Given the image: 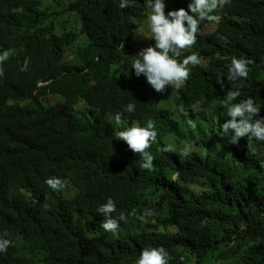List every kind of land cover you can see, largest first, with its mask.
<instances>
[{
	"label": "trees",
	"instance_id": "1",
	"mask_svg": "<svg viewBox=\"0 0 264 264\" xmlns=\"http://www.w3.org/2000/svg\"><path fill=\"white\" fill-rule=\"evenodd\" d=\"M189 2L169 0L165 12ZM118 4L0 0V51L11 61L0 79V237L11 241L0 264H135L149 246L165 247L169 264H264V142L233 145L220 130L237 87L233 103L251 97L260 107L252 119L264 118V0H231L215 13L218 25L202 21L181 55L197 52L202 63L190 66L183 88L164 93L130 66L145 0ZM232 57L253 61L247 79H227ZM129 103L135 112L117 126L114 115ZM148 120L157 132L152 171L114 137ZM166 144L175 151H158ZM49 177L66 186L52 190ZM109 198L112 217L127 218L116 233L97 211ZM147 209L155 215L138 219Z\"/></svg>",
	"mask_w": 264,
	"mask_h": 264
},
{
	"label": "clouds",
	"instance_id": "2",
	"mask_svg": "<svg viewBox=\"0 0 264 264\" xmlns=\"http://www.w3.org/2000/svg\"><path fill=\"white\" fill-rule=\"evenodd\" d=\"M133 3L134 0H119L118 7L124 9L130 7ZM230 3L231 0H190L187 8L180 7L166 13L164 0H145V7L149 9L146 23L150 38L155 41V44L139 51L135 49L137 53L130 65L134 70L133 74L141 80H146L157 93H164L169 87L177 90L183 88L191 75L190 66L200 65L202 61L197 52H192L181 59L182 53L196 44L201 22L208 21L218 25L222 17L215 13L218 9H223L224 5ZM220 39L227 40L224 36H220ZM28 63L29 61L26 59L21 71L27 70ZM251 63H253L251 59L232 57L228 65L227 79L229 81L247 79ZM10 64L9 52L0 51V79L6 75ZM127 74L128 71L125 75ZM216 81L223 89V78L218 77ZM40 85L43 84L39 83L38 86ZM240 94L239 87L236 90L228 91L222 106L227 109V116L230 118L220 125V130L224 133H231L229 142L233 145L238 144L242 137L254 138L257 141L264 142V118L252 119L259 115L260 107L256 105L251 97L233 103ZM192 109L193 111H199L201 102L194 103ZM179 111L186 114L183 107H180ZM134 112L135 105L132 103L127 104L123 112H117L114 115L115 124L119 126L124 122V113L131 114ZM188 123L193 129L196 128L194 121ZM114 137L117 140L124 141L132 153L140 155L143 160L142 168L148 171L153 170L155 158L149 152V149L157 141L154 121L148 120L146 126L137 123L115 131ZM193 150L191 144L185 145L180 150V155L188 158ZM158 151L172 153L175 148L172 144H166L160 147ZM251 151L255 152V149H251ZM45 182L54 191L61 190L66 186V182L58 177H49ZM97 211L106 217L101 224L106 232L116 233L120 228V221H126L127 219L124 213H121L118 218L112 217L111 214L116 211V204L111 198L100 205ZM133 214H135V210H133ZM154 215L153 210L147 209L138 219L146 222L147 218ZM6 235L7 232L4 233V236ZM10 245L11 241L9 239L0 237V253H6ZM171 259L172 256L165 247L149 246L141 250L135 264H169Z\"/></svg>",
	"mask_w": 264,
	"mask_h": 264
},
{
	"label": "rangeland",
	"instance_id": "3",
	"mask_svg": "<svg viewBox=\"0 0 264 264\" xmlns=\"http://www.w3.org/2000/svg\"><path fill=\"white\" fill-rule=\"evenodd\" d=\"M169 0H164L165 6L167 5ZM141 35V36H138ZM143 36V37H142ZM155 41L150 38V32L147 27V23L139 30V32L135 35L133 40V46L134 49L140 50L142 48H145L149 45H154Z\"/></svg>",
	"mask_w": 264,
	"mask_h": 264
}]
</instances>
